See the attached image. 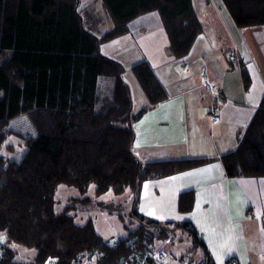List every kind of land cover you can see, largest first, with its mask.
Masks as SVG:
<instances>
[{
    "label": "trees",
    "instance_id": "16d2710c",
    "mask_svg": "<svg viewBox=\"0 0 264 264\" xmlns=\"http://www.w3.org/2000/svg\"><path fill=\"white\" fill-rule=\"evenodd\" d=\"M237 28L264 25V0H221ZM111 28L79 0H0V150L8 126L26 115L34 136L19 159L0 155V264H123L133 250H151L170 237V223L148 220L135 210L143 184L199 167L209 160L141 162L133 152L134 123L129 85L120 62L101 53V44L125 36L136 18L157 12L168 52L180 59L202 33L192 0H101ZM148 105L167 98L153 69L130 68ZM244 87L248 77L242 70ZM8 152H14L8 145ZM229 178L264 179V96L236 148L220 157ZM84 195L111 191L132 194L139 227L112 245L91 221L75 223L71 206L57 212L58 186ZM83 200V201H82ZM72 201L89 203L87 197ZM191 193L177 197L181 213L192 208ZM194 244L204 248L190 224ZM14 246L34 250L32 260H16ZM232 261V260H231ZM210 264L209 261L205 262Z\"/></svg>",
    "mask_w": 264,
    "mask_h": 264
},
{
    "label": "crops",
    "instance_id": "0c3cea01",
    "mask_svg": "<svg viewBox=\"0 0 264 264\" xmlns=\"http://www.w3.org/2000/svg\"><path fill=\"white\" fill-rule=\"evenodd\" d=\"M192 3L202 33L184 57L177 59L168 52L157 12L130 22L125 36L101 44V53L124 67L132 113L143 111L134 123L133 145L141 162L209 160L143 184L135 210L148 220L171 224L170 237L156 240L159 245L153 244L152 250L164 253L163 264H227L230 260L248 264L245 257L257 245L252 238L261 235L259 245L264 249V179L229 178L220 157L236 148L264 96V25L237 28L221 0ZM140 62L153 69L167 93L158 105H148L130 71ZM202 69L208 72L214 92L223 96L215 109V94L206 93L200 82ZM242 70L249 80L247 88ZM188 192L193 196L192 208L181 213L177 197ZM183 223L190 224L205 248L190 236V245L187 241L184 248H192L188 257L172 245L176 230L181 229L174 225Z\"/></svg>",
    "mask_w": 264,
    "mask_h": 264
},
{
    "label": "rangeland",
    "instance_id": "374dc122",
    "mask_svg": "<svg viewBox=\"0 0 264 264\" xmlns=\"http://www.w3.org/2000/svg\"><path fill=\"white\" fill-rule=\"evenodd\" d=\"M79 1L81 6H89L102 18L101 32L111 28L110 19L102 6L101 0ZM8 127L16 134L7 138L0 150V155L19 159L25 148L24 141L33 137L35 135L34 131L26 115H20L12 120ZM8 145L13 147V153L7 151ZM84 197H87L90 202H82L83 200L72 201L74 198L83 199ZM55 201V210L57 212L67 206H71L70 213L74 216L75 223L83 225L87 221H91L96 233L107 242L125 237L128 232L134 231L140 225L131 214L133 201L129 190H125L121 195H114L111 191L95 195L94 186L91 185L84 195H80L74 188L61 185L56 190ZM190 236V233L183 230V228L177 229L172 238V245L181 248L185 252L184 248L187 245V241H189L190 245ZM260 237L258 234L250 240L253 245H257L251 247L248 256L245 257L248 264H264V249L259 245ZM0 242H5V238L2 235L0 236ZM158 245L159 242L155 243L154 247ZM13 249L16 251V260L23 263L32 260L35 254L34 250H27L19 246L13 245ZM185 254L187 257L191 256L193 254L192 248L187 250Z\"/></svg>",
    "mask_w": 264,
    "mask_h": 264
},
{
    "label": "built area",
    "instance_id": "2783aa9c",
    "mask_svg": "<svg viewBox=\"0 0 264 264\" xmlns=\"http://www.w3.org/2000/svg\"><path fill=\"white\" fill-rule=\"evenodd\" d=\"M238 61L240 59H237ZM200 82L208 94H215V101L213 103V107L217 106V104L223 101L222 94L218 92H214V85L210 80L209 74L205 69L200 71ZM119 239L113 240L109 242L112 247H116L118 245ZM164 257V253L161 251L155 250H133L128 258L124 260L123 264H163L162 258ZM82 264H87V262H83ZM205 264V263H204ZM227 264H236L234 261H228Z\"/></svg>",
    "mask_w": 264,
    "mask_h": 264
}]
</instances>
